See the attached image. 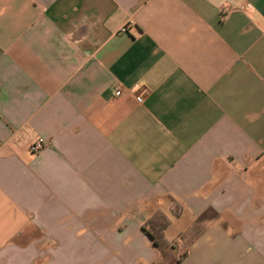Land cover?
Listing matches in <instances>:
<instances>
[{"label":"crops","instance_id":"obj_1","mask_svg":"<svg viewBox=\"0 0 264 264\" xmlns=\"http://www.w3.org/2000/svg\"><path fill=\"white\" fill-rule=\"evenodd\" d=\"M0 264H264V0H0Z\"/></svg>","mask_w":264,"mask_h":264},{"label":"trees","instance_id":"obj_2","mask_svg":"<svg viewBox=\"0 0 264 264\" xmlns=\"http://www.w3.org/2000/svg\"><path fill=\"white\" fill-rule=\"evenodd\" d=\"M171 224V218L164 215L162 212L157 213L153 219L145 224L146 228H149V234L154 239L156 246L160 247L161 244L157 241V234H162L163 231Z\"/></svg>","mask_w":264,"mask_h":264},{"label":"built area","instance_id":"obj_3","mask_svg":"<svg viewBox=\"0 0 264 264\" xmlns=\"http://www.w3.org/2000/svg\"><path fill=\"white\" fill-rule=\"evenodd\" d=\"M123 31H126V29L124 28ZM116 95H120V92H117ZM138 101L142 102L143 101V97L142 96H138ZM44 147V141L43 140H39L36 144L32 145L30 150L33 153H38L40 152Z\"/></svg>","mask_w":264,"mask_h":264}]
</instances>
